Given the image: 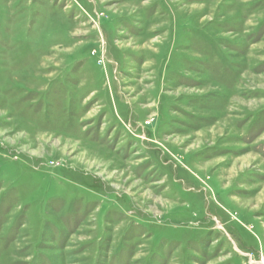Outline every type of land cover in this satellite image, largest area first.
Returning a JSON list of instances; mask_svg holds the SVG:
<instances>
[{
	"label": "rangeland",
	"instance_id": "rangeland-1",
	"mask_svg": "<svg viewBox=\"0 0 264 264\" xmlns=\"http://www.w3.org/2000/svg\"><path fill=\"white\" fill-rule=\"evenodd\" d=\"M262 260L264 0H0V264Z\"/></svg>",
	"mask_w": 264,
	"mask_h": 264
},
{
	"label": "built area",
	"instance_id": "built-area-1",
	"mask_svg": "<svg viewBox=\"0 0 264 264\" xmlns=\"http://www.w3.org/2000/svg\"><path fill=\"white\" fill-rule=\"evenodd\" d=\"M250 259H252V258H250ZM253 264H264V260L260 261L259 263L254 262Z\"/></svg>",
	"mask_w": 264,
	"mask_h": 264
}]
</instances>
